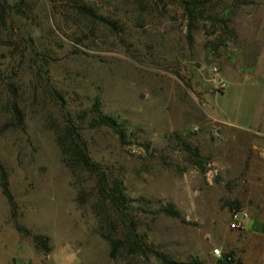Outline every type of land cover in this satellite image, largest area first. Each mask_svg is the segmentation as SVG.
Here are the masks:
<instances>
[{
	"label": "rangeland",
	"instance_id": "obj_1",
	"mask_svg": "<svg viewBox=\"0 0 264 264\" xmlns=\"http://www.w3.org/2000/svg\"><path fill=\"white\" fill-rule=\"evenodd\" d=\"M83 1L116 28L86 24L61 0H0V127L15 122L13 106L21 117L0 133L15 205L12 219L0 191V264H161L109 258L93 183L61 162L56 135L68 126L133 207L178 211L138 216L159 254L264 264V155L240 132L264 127V0H209L189 34L177 2ZM94 106L120 126L122 143L89 127ZM232 210L248 214L243 229L228 227ZM33 235L47 239V252Z\"/></svg>",
	"mask_w": 264,
	"mask_h": 264
},
{
	"label": "trees",
	"instance_id": "obj_2",
	"mask_svg": "<svg viewBox=\"0 0 264 264\" xmlns=\"http://www.w3.org/2000/svg\"><path fill=\"white\" fill-rule=\"evenodd\" d=\"M55 1V0H49ZM70 3V8L73 13L86 21V24L97 23L108 28H116V23L107 18L102 17L97 13L96 9L89 3L83 0H61ZM169 3L177 2L179 8L186 17V31L190 33L196 21L202 19L204 13V5L209 0H167ZM3 9L0 7V18L2 19ZM12 115L15 120L13 123L16 126L21 124L20 113L15 106L12 107ZM95 117L91 118L89 127L99 128L104 127L109 129L122 143L124 133L120 126L115 121L106 116H100L98 108L93 107ZM10 122H5L0 127V133L13 125ZM62 133L56 135V143L59 148L62 164L72 173H83L89 177L93 183V198L98 209L96 217L101 225L99 237L104 240L108 246V256L113 258L118 254L125 256L153 257L161 264H197L193 263H177L168 260L165 256L159 254L153 248L148 246L143 236L137 231L139 220L138 216L149 214L153 217L162 215L165 217L176 218L179 213L171 203H166L154 210H146L143 207H133L131 201L125 196L121 184L116 179H111L105 170L98 164L90 160L84 144L74 132L73 127H66L61 130ZM185 151L193 160L192 165L199 170L203 169V163L200 160L197 149H190L189 146H184ZM0 191L9 206L10 217L14 219L15 205L8 191L5 172L0 165ZM84 194L77 195V200L84 201ZM17 232H22L28 235L20 226L14 224ZM33 246L36 250L47 252L49 247L47 239L38 235L30 236ZM239 264L234 261L233 255L227 253L222 256L216 264Z\"/></svg>",
	"mask_w": 264,
	"mask_h": 264
},
{
	"label": "crops",
	"instance_id": "obj_3",
	"mask_svg": "<svg viewBox=\"0 0 264 264\" xmlns=\"http://www.w3.org/2000/svg\"><path fill=\"white\" fill-rule=\"evenodd\" d=\"M263 61H264V55L262 56V58H260L258 55L256 56V62L258 64L263 63ZM262 76L264 80V73ZM240 132H242V134L245 135L246 140L251 141V143L254 144V146L264 147V127L263 126L255 125L252 127L243 128L241 129ZM253 158L255 157L253 156Z\"/></svg>",
	"mask_w": 264,
	"mask_h": 264
},
{
	"label": "built area",
	"instance_id": "obj_4",
	"mask_svg": "<svg viewBox=\"0 0 264 264\" xmlns=\"http://www.w3.org/2000/svg\"><path fill=\"white\" fill-rule=\"evenodd\" d=\"M254 150L264 155V147H253ZM248 220V214L244 210H232L228 217V227L232 230H241L244 228L245 222ZM213 254L217 255L218 250L213 249Z\"/></svg>",
	"mask_w": 264,
	"mask_h": 264
}]
</instances>
